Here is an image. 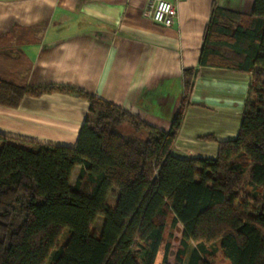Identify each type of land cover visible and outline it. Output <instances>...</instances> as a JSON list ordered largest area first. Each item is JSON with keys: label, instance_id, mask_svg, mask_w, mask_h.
I'll return each instance as SVG.
<instances>
[{"label": "trees", "instance_id": "1", "mask_svg": "<svg viewBox=\"0 0 264 264\" xmlns=\"http://www.w3.org/2000/svg\"><path fill=\"white\" fill-rule=\"evenodd\" d=\"M199 64L250 75L238 133L218 142L215 158L170 153L193 68L182 70L167 131L77 88L0 78L1 106L55 91L88 102L72 147L0 133V264H154L168 223L181 229L174 264L184 263L190 241L186 264H212L205 244L216 241L229 264H264V0H253L249 15L213 7Z\"/></svg>", "mask_w": 264, "mask_h": 264}, {"label": "crops", "instance_id": "2", "mask_svg": "<svg viewBox=\"0 0 264 264\" xmlns=\"http://www.w3.org/2000/svg\"><path fill=\"white\" fill-rule=\"evenodd\" d=\"M169 1L177 10L171 27L150 20L148 0H0V78L77 88L167 131L182 96V70L193 68L170 153L215 158L218 142L238 133L250 75L200 65L204 35L213 7L249 15L253 0ZM87 107L71 93L25 95L17 107L0 105V133L72 147Z\"/></svg>", "mask_w": 264, "mask_h": 264}, {"label": "rangeland", "instance_id": "3", "mask_svg": "<svg viewBox=\"0 0 264 264\" xmlns=\"http://www.w3.org/2000/svg\"><path fill=\"white\" fill-rule=\"evenodd\" d=\"M249 190V188H245V192ZM249 192V191H248ZM116 191L113 189L108 196L109 201H113L115 197ZM103 219L101 217H98L95 221V223L92 226V230L96 231L97 233L100 230V226L102 224ZM64 234H62L59 238L58 244H60L63 241ZM180 238H181V229L180 226H177L175 229L171 230L169 227V223L166 226L164 238H163V245L160 248L157 259L154 264H174L175 262V254L177 250L180 248ZM168 245V251L166 254V262H163V256H164V246ZM196 246V243L193 241L189 242V249L184 256L183 260L186 264V261L188 259V253L192 247ZM206 248V259L212 263V264H229V261L223 256V253L216 242L205 244ZM49 264V259L44 263Z\"/></svg>", "mask_w": 264, "mask_h": 264}, {"label": "built area", "instance_id": "4", "mask_svg": "<svg viewBox=\"0 0 264 264\" xmlns=\"http://www.w3.org/2000/svg\"><path fill=\"white\" fill-rule=\"evenodd\" d=\"M145 14L153 23L162 27H171L177 16V10L172 1L148 0Z\"/></svg>", "mask_w": 264, "mask_h": 264}]
</instances>
